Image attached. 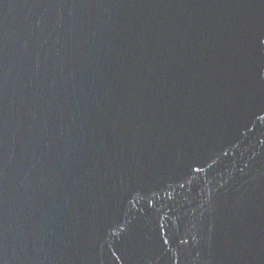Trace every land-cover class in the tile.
<instances>
[{
	"label": "water",
	"instance_id": "obj_1",
	"mask_svg": "<svg viewBox=\"0 0 264 264\" xmlns=\"http://www.w3.org/2000/svg\"><path fill=\"white\" fill-rule=\"evenodd\" d=\"M0 264H264V0H0Z\"/></svg>",
	"mask_w": 264,
	"mask_h": 264
}]
</instances>
